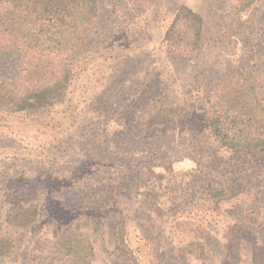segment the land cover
<instances>
[{
    "label": "rangeland",
    "instance_id": "obj_1",
    "mask_svg": "<svg viewBox=\"0 0 264 264\" xmlns=\"http://www.w3.org/2000/svg\"><path fill=\"white\" fill-rule=\"evenodd\" d=\"M236 2L97 0L90 58L66 94L31 111L0 94V241H15L0 264H71L56 250L68 228L93 242L95 264H201L199 248L209 264H264V219L237 215L264 204V152L226 149L208 129L209 96L228 71H251L264 101V0L240 13ZM182 4L201 14L203 35L196 51L170 54L164 27ZM22 65V54L0 49V79L17 80ZM83 81L97 85L83 90ZM92 92L102 98L89 105ZM170 103L191 114H155ZM209 186L228 195L209 200ZM92 192L100 199L87 202ZM33 202L32 228L7 227L9 205Z\"/></svg>",
    "mask_w": 264,
    "mask_h": 264
},
{
    "label": "trees",
    "instance_id": "obj_2",
    "mask_svg": "<svg viewBox=\"0 0 264 264\" xmlns=\"http://www.w3.org/2000/svg\"><path fill=\"white\" fill-rule=\"evenodd\" d=\"M135 3H153L158 0H132ZM256 0H237L235 11L243 12ZM97 18V0H0V49L14 50L23 55L21 75L17 80L0 79V94L10 99L17 111H31L48 101L61 98L71 85L77 83L89 54L88 28ZM200 13L186 4L179 5L164 27L162 43L170 54L192 53L200 45L204 30ZM87 78V75L84 76ZM261 77L264 88V70ZM79 82V81H78ZM81 89L96 86L83 81ZM257 79L245 67L228 71L214 83L208 99V129L222 147L251 155L264 152V101ZM89 105L101 100V93H91ZM55 104V103H54ZM161 118L183 119L191 114L183 104H166L154 107ZM155 199L156 193H141ZM209 200L223 199L226 188H206ZM99 200L96 192L85 195V200ZM238 218L247 225L263 224L264 204L253 202L241 208ZM41 216L35 202L11 204L4 222L15 230H29ZM116 249L129 255V248L115 235ZM56 250L71 264H95L92 261L95 247L81 231L66 229L59 238ZM15 241L10 236L0 241V256L11 257ZM198 255L206 263V254L199 248ZM264 262V242L262 252Z\"/></svg>",
    "mask_w": 264,
    "mask_h": 264
}]
</instances>
